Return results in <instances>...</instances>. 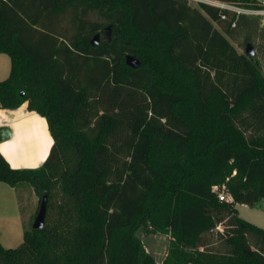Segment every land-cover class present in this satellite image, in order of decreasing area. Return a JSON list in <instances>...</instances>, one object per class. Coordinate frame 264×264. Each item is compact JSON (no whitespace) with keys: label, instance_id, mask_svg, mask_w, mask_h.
I'll list each match as a JSON object with an SVG mask.
<instances>
[{"label":"trees","instance_id":"1","mask_svg":"<svg viewBox=\"0 0 264 264\" xmlns=\"http://www.w3.org/2000/svg\"><path fill=\"white\" fill-rule=\"evenodd\" d=\"M229 6L0 0L12 65L0 107L27 103L53 138L35 168L0 151V181L39 196L23 242L0 241V264H159L140 231L169 236L162 264H264V228L237 208L264 199V24ZM10 133L0 126V142Z\"/></svg>","mask_w":264,"mask_h":264},{"label":"rangeland","instance_id":"2","mask_svg":"<svg viewBox=\"0 0 264 264\" xmlns=\"http://www.w3.org/2000/svg\"><path fill=\"white\" fill-rule=\"evenodd\" d=\"M193 5H197L199 1H205L211 4L220 5V6H229L225 2H220L217 0H190ZM229 8L236 9L238 11H244L247 13L255 14L260 16L262 24H264V8L259 10H244L238 7L229 6ZM103 37H106L103 34ZM239 51H244V48L239 46L237 43H234ZM11 58L6 53H0V81L6 79L11 72ZM39 125L35 127V135L38 138V156L36 163H38L42 155L46 150V143H44V137L42 132L38 128ZM46 145V147H45ZM41 156V157H40ZM41 166V165H40ZM39 167V166H37ZM18 204V206L16 205ZM39 205V196L35 192L34 188L29 183H21L18 186H11L3 181H0V213L2 215L11 216L12 213L18 211L21 216V231L15 235H4L3 231L1 232L0 241L5 247H17L24 240V227L29 224L28 219L32 216ZM237 208L239 209L240 216L246 218L247 220L258 224L264 227V199H261L255 206H249L246 204H238ZM26 225H25V223ZM223 226H220L222 229ZM139 235L144 240L147 250L152 253L157 262L162 264V261L167 253L169 236L160 232L146 234L143 231L139 232ZM214 235L213 239H216ZM218 242L213 245H217Z\"/></svg>","mask_w":264,"mask_h":264},{"label":"crops","instance_id":"3","mask_svg":"<svg viewBox=\"0 0 264 264\" xmlns=\"http://www.w3.org/2000/svg\"><path fill=\"white\" fill-rule=\"evenodd\" d=\"M36 125H39V129L45 140L44 143L47 145L44 155H42L43 157L38 163H36L38 156V138L34 136ZM0 126L9 127L11 130L10 136L0 142V151L12 167L35 168L43 164L53 143L48 122L44 116L36 111L29 110L27 103H23L15 109L0 107ZM16 205L18 206V204ZM20 227L21 216L18 211L16 214L12 213L11 216L0 213V231H5L4 235H15L21 231Z\"/></svg>","mask_w":264,"mask_h":264},{"label":"water","instance_id":"4","mask_svg":"<svg viewBox=\"0 0 264 264\" xmlns=\"http://www.w3.org/2000/svg\"><path fill=\"white\" fill-rule=\"evenodd\" d=\"M99 34H96L94 38L91 40V43L96 45L99 43ZM246 52L250 56H254L256 51L251 44L247 45ZM126 62L128 65L136 68L140 66V61L134 57L133 55L128 54L126 57ZM46 202H47V192H44L43 200L41 202L40 210L35 218L33 227L34 228H42L44 226L45 214H46Z\"/></svg>","mask_w":264,"mask_h":264},{"label":"built area","instance_id":"5","mask_svg":"<svg viewBox=\"0 0 264 264\" xmlns=\"http://www.w3.org/2000/svg\"><path fill=\"white\" fill-rule=\"evenodd\" d=\"M214 190H218L219 191V196L221 200H232V196L227 194L225 192V187L223 186V188L221 190H219L218 186H214Z\"/></svg>","mask_w":264,"mask_h":264},{"label":"bare ground","instance_id":"6","mask_svg":"<svg viewBox=\"0 0 264 264\" xmlns=\"http://www.w3.org/2000/svg\"><path fill=\"white\" fill-rule=\"evenodd\" d=\"M38 128H39V126H38ZM42 130V129H41ZM45 147H46V145H45ZM41 157V156H40ZM43 157V156H42Z\"/></svg>","mask_w":264,"mask_h":264}]
</instances>
